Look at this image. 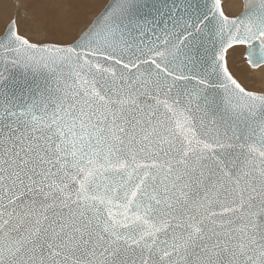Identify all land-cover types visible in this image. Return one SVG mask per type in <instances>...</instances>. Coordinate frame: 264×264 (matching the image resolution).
<instances>
[{
	"label": "snow or ice",
	"instance_id": "snow-or-ice-1",
	"mask_svg": "<svg viewBox=\"0 0 264 264\" xmlns=\"http://www.w3.org/2000/svg\"><path fill=\"white\" fill-rule=\"evenodd\" d=\"M91 2L0 32V264H264V0Z\"/></svg>",
	"mask_w": 264,
	"mask_h": 264
},
{
	"label": "rangeland",
	"instance_id": "rangeland-1",
	"mask_svg": "<svg viewBox=\"0 0 264 264\" xmlns=\"http://www.w3.org/2000/svg\"><path fill=\"white\" fill-rule=\"evenodd\" d=\"M103 0H92L87 9L88 15L87 19H91L99 7L102 5ZM234 4H239L240 0H232ZM32 7L40 8L46 11L49 15L56 16L64 14L69 10H76L80 8V0H0V32L3 31L4 22L9 15L16 16H25L29 12V9ZM239 11L238 7L229 9V14H235ZM81 24L79 27H82ZM79 27L74 30L62 31L58 28H49L47 30H37L34 28L22 29V33L29 36L30 39L34 41L39 40H70L74 38L75 35L79 32ZM253 75H248V79L245 80V83L249 87L259 88V81H262L261 75L259 73H252Z\"/></svg>",
	"mask_w": 264,
	"mask_h": 264
},
{
	"label": "bare ground",
	"instance_id": "bare-ground-1",
	"mask_svg": "<svg viewBox=\"0 0 264 264\" xmlns=\"http://www.w3.org/2000/svg\"><path fill=\"white\" fill-rule=\"evenodd\" d=\"M259 74H260V73H259ZM249 75H250V76H252L253 74H252V73H250ZM260 84H262V82H261V81H259V85H260Z\"/></svg>",
	"mask_w": 264,
	"mask_h": 264
}]
</instances>
